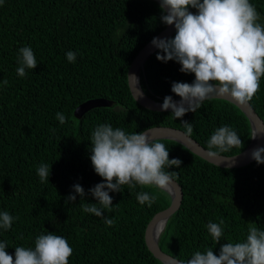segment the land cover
Instances as JSON below:
<instances>
[{
	"label": "trees",
	"instance_id": "trees-1",
	"mask_svg": "<svg viewBox=\"0 0 264 264\" xmlns=\"http://www.w3.org/2000/svg\"><path fill=\"white\" fill-rule=\"evenodd\" d=\"M251 1L264 12V0ZM189 11L197 10L189 6ZM160 16L157 0L0 2V212L18 217L10 229L0 228V242L7 243L5 250L13 259L15 247L34 248L38 235L52 232L66 238L73 249L69 264H164L148 249L144 233L153 215L169 206L167 191L123 185L121 191L109 192L113 205L104 215L114 220L113 226L82 210L85 203H97L88 190L103 181L90 160L91 133L98 124L132 133L155 126L185 131L183 121H188L193 125L191 136L206 148L215 130L227 125L243 146L222 154L233 155L249 144L251 121L231 100H205L195 113L175 119L171 110L154 111L135 100L129 67L167 26ZM24 46L31 47L38 63L20 77L17 61ZM68 51L76 54L75 62L67 60ZM157 51L140 74L142 88L157 101L165 96L180 99L171 91L172 82L191 84L195 76L179 71L174 60H157ZM94 98L114 104L94 107L80 117L75 114L81 102ZM251 103L264 119V76ZM57 112L67 117L66 123L57 120ZM155 142L166 146L169 159L182 161L179 168L165 169L176 172L183 188L180 206L158 237L165 253L186 261L194 252L212 248L218 256L222 244L244 241L253 223L264 230V163L221 166L175 140ZM41 164L50 166L49 182L37 175ZM76 183L85 190L83 199L74 193ZM139 192L158 199L151 207L141 205ZM70 193L76 200L66 202ZM220 220L224 234L214 243L207 224Z\"/></svg>",
	"mask_w": 264,
	"mask_h": 264
},
{
	"label": "clouds",
	"instance_id": "clouds-1",
	"mask_svg": "<svg viewBox=\"0 0 264 264\" xmlns=\"http://www.w3.org/2000/svg\"><path fill=\"white\" fill-rule=\"evenodd\" d=\"M2 2V0H0ZM189 6L197 11H189ZM160 20L165 25H174L172 38L153 37L151 44L158 49L156 59L161 62L174 60L180 64L182 73H192L194 81L172 82L171 91L180 97L174 101L165 96L160 110L171 109L173 118H182L187 112L195 113L205 100L227 97L237 105H248L260 90V78L264 76V25L258 23L260 16L249 0H160ZM69 62H75L76 54L66 53ZM17 75H27L26 69H34L37 60L29 46L19 49ZM131 79L136 84L137 78ZM3 85L7 86L5 79ZM142 93L137 90V95ZM57 120L64 124L67 117L56 113ZM183 135L191 137L193 125L183 121ZM55 132V129L52 130ZM264 129H254L250 138L255 139ZM242 140L230 126L218 127L207 141V156L217 157L233 148H241ZM216 149V151H214ZM264 147L251 151V158L257 164L264 163ZM91 163L94 171L103 181L91 187L88 192L97 203H85L82 210L96 217H103L107 226L114 220L104 215L111 211L112 197L109 192L140 186H155L161 191L171 190L176 182V172L166 171L169 166L179 168V158L169 159V152L163 143L155 142L146 132L126 133L113 128L111 124H98L91 133ZM50 166L41 164L37 175L41 182H49ZM74 193L81 199L86 195L83 187L72 185ZM141 205L151 207L156 194L139 192L136 197ZM76 200L69 194L66 202ZM99 205V206H97ZM14 219L7 211L0 212V228L8 230ZM223 220L209 222L207 230L214 243L221 240ZM164 227L160 224V230ZM6 242H0V264H69L73 249L66 238L48 232L35 239L34 248L15 247V259L6 252ZM171 264H264V230L253 223L247 229L246 239L220 246L219 255L212 248L196 251L188 260L172 259Z\"/></svg>",
	"mask_w": 264,
	"mask_h": 264
},
{
	"label": "water",
	"instance_id": "water-1",
	"mask_svg": "<svg viewBox=\"0 0 264 264\" xmlns=\"http://www.w3.org/2000/svg\"><path fill=\"white\" fill-rule=\"evenodd\" d=\"M160 2V0H157ZM249 3L253 5L255 11L260 16V20L258 23L261 25H264V12L262 9L257 6L255 3H253L251 0H249ZM176 30L174 28V25H167L165 29H163L160 33H158L155 37L158 38H172V36L175 34ZM152 39L138 52L134 60L132 61L129 71H128V82L131 89V92L141 105L145 106L146 108H149L154 111H162L160 110V105L163 103L161 101H157L151 96L147 95L145 91L142 88L140 78L137 80L138 82L135 84L134 81L131 79V77L134 75L136 77L137 73H140V70L144 69L145 63L148 60V58L154 54L158 49H156L151 44ZM141 70V71H142ZM137 90L142 93L140 96L137 95ZM223 98V97H221ZM225 99H228L225 97ZM180 99L174 100L179 101ZM229 100V99H228ZM114 104L113 101L106 99V98H94V99H87L83 102H81L75 109V114L77 116H82L85 111H89L90 109L94 107H109ZM243 111L248 115L251 124H252V132L254 129L262 130L264 129V119L259 114V112L256 110L254 105L251 103V101L248 103V105H238ZM163 110V111H170ZM143 132H146V134L149 136V138H166V139H172L175 141H178L188 147L192 152L195 154L201 156L202 158L206 159L209 162H213L215 164L221 165V166H241L244 164H248L254 159L251 158V151L257 147H264V133L258 134L255 139L250 140L249 144L246 148H244L242 151L235 153L233 155H226L220 153V156L217 157H209L207 156V148L204 147L202 144H200L195 138L192 136L186 137L183 135V130L170 127V126H155L151 127ZM182 186L179 184V182L176 180L174 182L173 187L171 190H167V192L171 196V202L168 207H166L163 210L158 211L153 215L151 220L146 226L145 229V242L148 247V249L152 252V254L157 257L161 262L164 264H171L172 259L179 260L168 253H165L158 245V237L160 232L154 236L152 234V227L153 225L158 222L162 221L163 224H165L167 218L178 209L180 206V203L182 201Z\"/></svg>",
	"mask_w": 264,
	"mask_h": 264
},
{
	"label": "bare ground",
	"instance_id": "bare-ground-1",
	"mask_svg": "<svg viewBox=\"0 0 264 264\" xmlns=\"http://www.w3.org/2000/svg\"><path fill=\"white\" fill-rule=\"evenodd\" d=\"M142 70V69H141ZM140 70V72L142 73L143 72V70L141 71ZM136 78H137V80L140 78V73H137L136 74ZM159 139H166V138H159ZM156 140V139H155ZM172 140V139H171ZM178 142V141H177ZM162 223V221H158V222H156L154 225H153V227H152V234L154 235V236H156L159 232H161V230H160V224Z\"/></svg>",
	"mask_w": 264,
	"mask_h": 264
}]
</instances>
